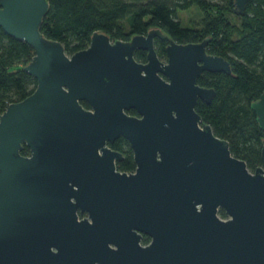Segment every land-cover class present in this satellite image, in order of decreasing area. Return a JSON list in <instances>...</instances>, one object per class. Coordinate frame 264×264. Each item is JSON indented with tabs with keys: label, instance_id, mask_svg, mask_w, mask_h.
Returning <instances> with one entry per match:
<instances>
[{
	"label": "water",
	"instance_id": "1",
	"mask_svg": "<svg viewBox=\"0 0 264 264\" xmlns=\"http://www.w3.org/2000/svg\"><path fill=\"white\" fill-rule=\"evenodd\" d=\"M250 1L234 0V14ZM48 7L0 0V28L32 47L24 71L37 81L0 113V264H264V169L250 172L195 111L215 95L198 78L231 74L210 38L94 33L69 56L40 32ZM251 110L264 131V92ZM120 137L134 173L117 171L124 157L107 146Z\"/></svg>",
	"mask_w": 264,
	"mask_h": 264
},
{
	"label": "trees",
	"instance_id": "2",
	"mask_svg": "<svg viewBox=\"0 0 264 264\" xmlns=\"http://www.w3.org/2000/svg\"><path fill=\"white\" fill-rule=\"evenodd\" d=\"M48 11L40 32L47 39L61 43L71 56L89 46L94 33H103L111 41H129L150 29L162 33L178 44L200 43L210 38L209 55L226 59L231 74L203 73L199 86L215 92L209 104L198 101L195 111L214 135L226 140L232 155L244 161L253 172L264 165L262 147L264 131L256 122L251 104L264 92V0H251L238 23L234 0H46ZM196 6L202 18L192 27H183L179 10ZM160 60H166L167 39L154 41ZM34 57L31 46L6 35L0 28V113L8 105L30 96L37 81L24 71ZM134 58L146 62V52L137 50ZM85 109L89 105L81 102ZM136 116L134 110L127 112ZM111 149L124 155L117 163L121 172L135 170L130 144L120 137ZM22 153L26 155L28 148ZM225 216L223 211L219 212ZM148 240L144 239V243Z\"/></svg>",
	"mask_w": 264,
	"mask_h": 264
},
{
	"label": "rangeland",
	"instance_id": "3",
	"mask_svg": "<svg viewBox=\"0 0 264 264\" xmlns=\"http://www.w3.org/2000/svg\"><path fill=\"white\" fill-rule=\"evenodd\" d=\"M178 18L183 27L192 28L201 18L202 15L198 7L193 6L188 10H179L178 11ZM231 19L238 23L239 16L234 15L231 16Z\"/></svg>",
	"mask_w": 264,
	"mask_h": 264
},
{
	"label": "flooded vegetation",
	"instance_id": "4",
	"mask_svg": "<svg viewBox=\"0 0 264 264\" xmlns=\"http://www.w3.org/2000/svg\"><path fill=\"white\" fill-rule=\"evenodd\" d=\"M162 61H165V60H162ZM204 73H206V72H204ZM85 103H86V102H85ZM118 139H119V138H118ZM115 141H116V140H115ZM115 141H114V142H115ZM114 142H113V143H114ZM113 143H108L107 146H108L109 148H111L110 145L113 144ZM112 150H113V149H112ZM22 151H23V150H22ZM22 151H21V155H22V156H29V154H30V153H29V149H28V153H27L26 155H24V154L22 153ZM117 152H118V151H117ZM119 153H120V152H119ZM121 154H122V153H121ZM122 155H123V154H122ZM123 157H124V155H123ZM123 160H124V158H123ZM133 161H134V159H133ZM117 163H119V162H117ZM117 163H116V169H117ZM134 164H135V163H134ZM261 168L264 169V165L261 166ZM135 169H136V166H135ZM117 171H119V170L117 169ZM134 171H135V170H134ZM134 171H130V172H121V171H119V172H121V173H126V174H130V173H134ZM254 171H255V170H254ZM254 171H253V172H254ZM250 172H251V171H250ZM220 211H222V210H220ZM220 211H219V212H220ZM219 212H218V218H219L220 220H222V221H225L228 217H227L225 214H224L225 216H221ZM85 217H86V215H84V216H80V217H79V220H81V219H83V218H85ZM144 239H147L148 242H147V243H144ZM149 241H150V238H149V237H147V236H143V239H142L141 244H142L143 246H145V245H147V244L149 243Z\"/></svg>",
	"mask_w": 264,
	"mask_h": 264
}]
</instances>
